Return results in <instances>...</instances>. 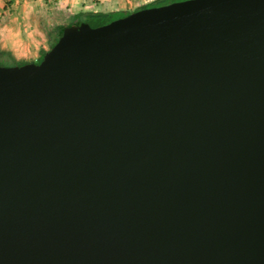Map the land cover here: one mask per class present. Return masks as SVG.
I'll list each match as a JSON object with an SVG mask.
<instances>
[{"label":"water","instance_id":"water-1","mask_svg":"<svg viewBox=\"0 0 264 264\" xmlns=\"http://www.w3.org/2000/svg\"><path fill=\"white\" fill-rule=\"evenodd\" d=\"M0 264H264V0L148 7L0 66Z\"/></svg>","mask_w":264,"mask_h":264},{"label":"crops","instance_id":"crops-1","mask_svg":"<svg viewBox=\"0 0 264 264\" xmlns=\"http://www.w3.org/2000/svg\"><path fill=\"white\" fill-rule=\"evenodd\" d=\"M29 5L25 10L20 6V10L15 7V11H0V51L14 62H34L45 51L46 24L51 28L61 20L47 12L51 9L69 15L77 11L116 12L125 8L124 0H42L39 10L31 9L34 4Z\"/></svg>","mask_w":264,"mask_h":264},{"label":"trees","instance_id":"trees-1","mask_svg":"<svg viewBox=\"0 0 264 264\" xmlns=\"http://www.w3.org/2000/svg\"><path fill=\"white\" fill-rule=\"evenodd\" d=\"M175 1H177V0H152L151 2H149L147 4L136 7L131 12H134V11H137L140 9H145L148 7H156V6H160V5H165V4H169L171 2H175ZM47 12H49L51 15H53L54 18H60L61 19L59 22H57V24H54L51 28L44 31V35H45V38L47 41L48 49L55 44L58 35L64 29H68L72 26L80 27L83 25H88L90 27H97V26L106 24V23H108V22H110L116 18L123 17V16L127 15L128 13H130L127 11H116V12L77 11L74 14L63 15L62 13H60L56 10H53V9H51ZM44 52L45 51H43L41 53V55ZM0 55L4 56V58H7L11 61L10 64L7 66L23 65L25 63H32V62H26V61L14 62L11 58H9L7 53L2 52V51H0ZM41 55L39 56L37 61H34L33 63H38Z\"/></svg>","mask_w":264,"mask_h":264},{"label":"rangeland","instance_id":"rangeland-1","mask_svg":"<svg viewBox=\"0 0 264 264\" xmlns=\"http://www.w3.org/2000/svg\"><path fill=\"white\" fill-rule=\"evenodd\" d=\"M151 1L152 0H124L125 8L123 9V11L131 12L136 7L147 4ZM177 1H181V0H177ZM29 3L31 5L34 4V7H31V9L39 10L40 5L42 4V0H0V11H7V12L10 10L15 11L14 9L15 7H18V10H20V6L23 7V9L25 10V8L28 9L30 7ZM118 10L121 11V9ZM53 24L54 23H51V25ZM46 25L47 26L45 28L49 29V24ZM44 46H45V51H47L48 50L47 44H45ZM10 62L11 61L9 59L4 58V56L0 55V66H7L10 64Z\"/></svg>","mask_w":264,"mask_h":264},{"label":"flooded vegetation","instance_id":"flooded-vegetation-1","mask_svg":"<svg viewBox=\"0 0 264 264\" xmlns=\"http://www.w3.org/2000/svg\"><path fill=\"white\" fill-rule=\"evenodd\" d=\"M37 61V60H36Z\"/></svg>","mask_w":264,"mask_h":264}]
</instances>
